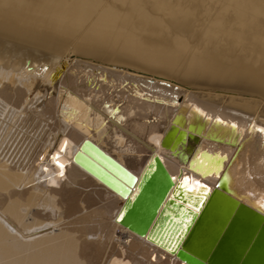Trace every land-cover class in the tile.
<instances>
[{
    "label": "bare ground",
    "instance_id": "obj_1",
    "mask_svg": "<svg viewBox=\"0 0 264 264\" xmlns=\"http://www.w3.org/2000/svg\"><path fill=\"white\" fill-rule=\"evenodd\" d=\"M15 48L46 54L49 64L13 59ZM67 76L75 90L90 92L86 93L89 99L98 91L113 98V103L106 98L113 105L107 104L109 108L102 113L111 114L108 117L120 127L123 146L114 142L117 137L112 136L113 130L111 143L105 137L106 130H99L105 136L95 132L65 141L63 135L54 133L38 139L32 149L28 145L24 155L14 159L10 144L2 148L7 137H1L0 264H84L78 256V240L74 234L61 231L62 219L53 204L55 190L65 184L80 185L79 176L117 202L110 221L118 233L117 242L127 244L135 239L168 264H183L116 222L123 199L73 162L85 139L138 179L158 156L174 182H181L193 195L199 194L200 185L211 190L226 170L227 187L238 197L244 194L240 201L264 214V132L260 131L264 129V0H0V126L7 134L23 117L42 118L52 107L47 98L54 96L60 79ZM162 77L173 78L178 86ZM222 88L234 91L229 93L234 96ZM44 99L47 103L41 107ZM74 102L70 103L78 105ZM116 109H120L117 116L121 119L114 120ZM176 115L180 122L173 125ZM158 119L163 126L160 124L161 131L153 143L150 136L159 128L151 131V127L159 124ZM204 120L205 126L197 134ZM121 122L129 124V129ZM187 124L193 131L187 130ZM208 128L217 141L205 136ZM145 139L153 143L148 154L136 156L138 145ZM120 150L125 153L121 157ZM20 190H24V202L15 198ZM36 206L58 218L37 222L22 212ZM86 236L96 234L84 236L92 240ZM107 251L104 248L103 264L112 260V253Z\"/></svg>",
    "mask_w": 264,
    "mask_h": 264
},
{
    "label": "water",
    "instance_id": "obj_2",
    "mask_svg": "<svg viewBox=\"0 0 264 264\" xmlns=\"http://www.w3.org/2000/svg\"><path fill=\"white\" fill-rule=\"evenodd\" d=\"M178 118L174 116L171 123L177 125ZM204 126L205 120L196 133ZM209 128L205 136L218 139ZM73 162L123 199L116 218L120 226L183 264H264V214L242 203L244 194L238 197L227 187L226 170L211 190L200 185L199 194L193 195L181 182H174L158 156L138 179L85 139Z\"/></svg>",
    "mask_w": 264,
    "mask_h": 264
},
{
    "label": "rangeland",
    "instance_id": "obj_3",
    "mask_svg": "<svg viewBox=\"0 0 264 264\" xmlns=\"http://www.w3.org/2000/svg\"><path fill=\"white\" fill-rule=\"evenodd\" d=\"M30 49V50H29ZM15 50H17V51H15ZM13 52H14V56H13V59H16V60H24V59H26V60H30V61H32L34 64H38V63H44V61H45V63H47V64H49V61H48V56L46 55V54H43V53H41L40 54V52L38 51H35L34 49H32V48H27V49H19V48H15V49H13ZM44 56H43V55ZM44 57H46V58H44ZM45 59V60H44ZM41 61H43V62H41ZM48 61V62H47ZM45 67V66H44ZM67 77H69V76H67ZM64 77H62L61 79H60V81H59V83H58V85H57V87H56V90H55V94H54V96H52L51 97V99L50 98H47V101H51V104H50V106L49 107H51V109H53V110H51L50 108H48V109H46L47 110V112H46V110H44V108H43V112L45 111L46 113H43V115H42V118H43V120H42V118L40 117V118H32V120L31 119H24V117H23V119L22 120H19V121H22L21 123L19 122V121H17V122H15V123H13L14 125H16V126H14V127H17L16 129L13 127L12 128V130L9 132L10 133V135H8L7 134V131H6V129L3 127V125H1L0 126V131H1V133H0V138L1 137H7L6 139H5V141L3 142V146H2V148L3 147H5V146H8V144H10L9 146H10V150L9 151H12L10 154V156H13V154L15 155V156H13V157H15L14 159H16L17 158V156L16 155H18V157L19 156H23L24 155V153H23V151H24V149L26 150V148L25 147H27L28 148V145L29 146H31V149H32V147L35 145V143H36V141L39 139V140H43V139H45V138H47V136H53V135H58V134H60V137L62 136V138H64V141L67 139V137H68V139L70 138V137H73V136H76V137H80L81 135L83 136V135H86V136H90V134H94L95 132L96 133H101V131H105L106 130V133L105 132H103V133H101V134H103L104 135V133L106 134V136L105 137H108V138H106L110 143H111V141L113 142V139L115 138V136L117 137L116 139L117 140H120V141H117L116 139H114V142L117 144V146H118V143L119 144H121L122 143V145H119V146H123V143H124V141L122 142V139L123 138H121L122 136H121V131H120V127L118 126V124H116L114 121H113V119H112V117H108L109 115L110 116H112L111 114H108L107 116L106 115H104V113H102V111L105 109V108H107L108 106H109V103H110V105H113L112 103V99H110L111 98V96L108 94V93H106L105 95L102 93V91L100 92V91H98V92H96L95 93V96H93V98H91V99H89V97H88V95L90 94V92H89V94L87 93V91L86 90H82L81 88H77L78 90H75L74 88H76L75 86H72V84H74L73 83V81H72V79H71V77H69V78H66L65 77V80L63 79ZM164 80H167L168 82H170V83H175L174 82V80H173V78L172 79H170V77H162ZM68 79V80H67ZM69 80H70V82H69ZM63 81V82H62ZM71 81H72V84H71ZM66 84V85H65ZM69 84H70V86H69ZM58 86H60V87H58ZM64 86V87H63ZM175 86L177 87L178 86V84L177 83H175ZM68 89H67V88ZM71 89H73L74 90V92L75 93H77V92H82L84 95H85V97H83L84 95L82 94H78L77 93V95L79 96H76V94L75 93H72L73 92V90L71 91ZM58 90V91H57ZM70 91V92H69ZM77 91V92H76ZM84 91H86L85 93H84ZM221 91H228L227 93H228V96H234L233 94H230L229 95V93H232V92H234V91H232V90H230V89H225V88H222L221 89ZM68 92H69V94H68ZM86 93L88 94V95H86ZM99 93H101V95H104L105 96V98H104V96L102 97L101 96V98H100V94ZM218 93V92H217ZM99 94V95H98ZM220 94V93H219ZM65 95V96H64ZM62 96V97H61ZM83 98H81V97ZM98 96V97H97ZM110 98H109V97ZM237 96H240V97H246L245 95H237ZM68 97H71V99L70 98H68ZM88 99H87V98ZM52 98L54 99V101L52 100ZM64 98V99H63ZM84 98H86V99H84ZM95 98H98V99H95ZM103 98V100H101ZM109 98L110 100H111V102H109L108 103V100L107 99ZM247 98V97H246ZM62 99V100H61ZM66 99L68 100L67 102H66V105H63V104H65V102L64 101H66ZM74 99V101L77 103L78 102V105L77 104H75V102H74V106H73V104H71V103H73L72 102V100ZM104 99H106V100H104ZM45 100V99H44ZM85 100V101H84ZM89 100V101H88ZM99 100V101H98ZM52 101H53V104H52ZM87 101V102H86ZM102 101H104L103 103H101ZM63 102V103H62ZM71 102V103H70ZM94 102V103H93ZM99 102V103H98ZM44 103V104H43ZM43 103L41 104V107H43L47 102H46V100L45 101H43ZM56 103V104H55ZM91 103V104H90ZM68 104V105H67ZM71 104V105H70ZM87 104H88V106H87ZM107 104H108V106H107ZM57 105V106H56ZM59 105H60V107H59ZM71 107H70V106ZM53 106H55V108L53 107ZM63 107V109H62V107ZM64 106H66L67 108H65L66 110H68V111H70L71 110V112H68V114H67V111L64 109ZM68 106H69V108H68ZM73 106V107H72ZM79 106H81L80 108H82V106H83V108L82 109H80V108H78L77 109V107ZM87 107V111L86 110H83V109H86V108H84V107ZM94 106V107H93ZM41 107H39L41 110H42V108ZM97 107H98V110H96L97 109ZM109 107H112V106H109ZM108 107V108H109ZM71 108H73V109H71ZM76 108V109H75ZM96 108V109H95ZM51 111H50V110ZM61 109V110H60ZM70 109V110H69ZM100 109V110H99ZM102 109V110H101ZM58 110V111H57ZM63 110V111H62ZM73 110V111H72ZM77 110H83L82 112L80 111H78L77 112ZM96 110V111H95ZM119 110V111H118ZM48 111H49V113H48ZM56 111V112H55ZM85 111H86V114H84L85 113ZM93 111V112H92ZM52 112V113H51ZM62 112H63V114H62ZM65 112V113H64ZM73 112V113H72ZM75 112V113H74ZM77 112V113H76ZM101 112V113H100ZM118 112H120L119 114H121V111H120V109H116L115 110V112L114 113H116V115H115V119L114 120H116L118 117V119H121V117H120V115L118 114V116H117V113ZM69 113H71V115H69ZM79 113V114H78ZM93 113V114H92ZM98 113V114H97ZM65 114V115H64ZM91 114V115H90ZM101 114V115H100ZM49 117H48V116ZM92 115L93 116H95L93 119L92 118H90V117H92ZM96 115L97 116H101V117H103V119L101 118V119H99V117L98 118H96ZM44 116V117H43ZM51 116V117H50ZM53 116V117H52ZM67 116V117H66ZM85 116V117H84ZM86 116H87V118H86ZM105 116V117H104ZM47 117V118H46ZM63 117V118H62ZM66 117V118H65ZM107 117H108V119H107ZM117 117V118H116ZM106 118V119H105ZM40 119H41V121H40ZM55 119V120H54ZM89 119V120H88ZM90 119H91V121L92 120H96V121H93V123L90 121ZM99 119V120H98ZM27 120V121H26ZM30 120V121H29ZM35 120V121H34ZM51 122H50V121ZM61 120V121H60ZM97 120H98V122H97ZM101 120H102V124H101ZM109 120V121H108ZM49 121V122H48ZM55 121V122H54ZM91 123H90V122ZM107 122L108 121V123H105L104 124V122ZM113 121V122H112ZM157 121H160L159 119L157 120ZM157 121L156 122H154V123H157ZM26 122H27V124H26ZM61 122V123H60ZM89 122V123H88ZM96 122V123H95ZM123 122H124V120H123ZM30 123V124H29ZM65 123V124H64ZM95 123V124H94ZM97 123H99V125L97 124ZM112 123H114V126H113V124ZM122 123V122H121ZM49 124V125H48ZM96 124L98 125V126H96ZM115 124H116V126H115ZM160 124L163 126V124H162V121H160L159 122V124L157 123V124H154V126H152L151 128H152V130H151V128H150V130L151 131H154L153 130V127H155V126H157V128H159V129H157V131L155 130L154 131V133L156 134L155 135V139H154V136H153V134L154 133H152L151 135L152 136H150L151 138L149 139V140H151V139H153L152 140V142L154 141V142H156L155 140L158 138V135H159V133H160V131H161V128H162V126L160 127ZM32 125V126H31ZM48 125V126H47ZM58 125V126H57ZM67 125V126H66ZM98 128H96L95 126ZM107 125H109V126H107ZM125 129H129V124H127V125H125L124 123H122L121 124ZM5 126H7L6 124H5ZM19 126V127H18ZM21 126V127H20ZM51 126V127H50ZM93 126V127H92ZM102 126H103V128H102ZM104 126H105V128H107V129H105L104 128ZM126 126H128V127H126ZM3 127V129L1 130V128ZM26 127V128H25ZM92 127V128H91ZM102 129H101V128ZM22 128V129H21ZM61 128H63V129H61ZM112 128H115L116 130H114V129H112ZM118 128V129H117ZM131 128V127H130ZM19 129V130H18ZM45 129V130H44ZM70 129V130H69ZM96 129V130H95ZM155 129H156V127H155ZM6 132H5V131ZM15 130V131H14ZM34 130V131H33ZM50 130V131H49ZM71 130H73L72 132H71ZM85 130H87L86 132H84ZM94 130V131H93ZM99 130H101L100 132H99ZM110 130L112 131V136L114 135V138L111 136V132H110ZM3 131V132H2ZM17 131V132H16ZM61 131V133H58V132H60ZM64 133H63V132ZM91 131V132H90ZM130 131H131V129H130ZM150 131V132H151ZM159 131V132H158ZM37 132V133H36ZM50 132V133H49ZM57 132V133H56ZM65 132H67V133H65ZM69 132V133H68ZM74 132V133H73ZM107 132H108V134H107ZM113 132H114V134H113ZM118 132H120V133H118ZM150 132H148L147 134H150ZM42 133V134H41ZM55 133V134H54ZM76 133V134H75ZM95 133V134H96ZM118 133V135H116V134ZM45 134V135H44ZM51 134V135H50ZM65 134H66V137H65ZM70 134H72L71 136H69ZM79 134V135H78ZM92 134V135H93ZM4 135V136H3ZM6 135H8V136H10L9 138H8V136H6ZM16 135V136H15ZM47 135V136H46ZM91 135V136H92ZM103 135H101V136H103ZM107 135H109V136H107ZM18 136V137H17ZM44 136H46L45 138H44ZM121 136V137H120ZM148 136V135H147ZM157 136V137H156ZM31 137V138H30ZM32 137H33V139H32ZM110 137H112V139L110 138ZM120 137V138H119ZM13 138V141L11 140ZM36 140H35V139ZM119 138V139H118ZM146 139H148V138H146ZM146 139H145V141H141V142H144V143H141L140 141V144H142V145H138L139 146V148H140V151H139V153L138 152H135V153H137V154H135L136 156L139 154V156L140 155H142L141 157H145L147 154H148V152H149V150H147V149H149V147L150 146H152L151 144H153L152 142L150 143V141L149 140H147V141H149V142H147L146 141ZM9 140V141H8ZM111 140V141H110ZM12 141V142H11ZM16 141V142H15ZM35 141V142H34ZM11 142V143H10ZM5 143V144H4ZM146 143V144H145ZM15 144V145H14ZM20 144V145H19ZM33 144V145H32ZM138 144V143H137ZM26 145V146H25ZM145 145V146H144ZM148 145V146H147ZM141 146V147H140ZM13 147V148H12ZM17 150H16V149ZM121 148V147H120ZM144 148V149H143ZM12 149V150H11ZM20 151H19V150ZM122 149H124V147H122ZM145 151V152H144ZM14 152V153H13ZM121 153V152H124V151H122V150H120V151H118V153ZM140 152H141V154H140ZM30 153V152H29ZM119 153V155H120V157H121V155H123V154H125V153H121L120 154ZM133 154V155H134ZM134 155V156H135ZM34 159V160H33ZM31 161H34V163L33 164H35V162H36V160H35V157H32V160ZM32 163V162H31ZM36 164H37V162H36ZM134 168V167H133ZM137 170L139 171V168H137ZM80 177V182H79V184L80 185H74L73 187L72 186H70V185H68V186H66V184L64 185V186H62L60 189H57V190H55V192H54V196L56 197V199H54L53 201H55L53 204L56 206V207H58V213L57 214H59V217H61V219H62V224H60V228H62L61 229V231H65V232H67V233H72V234H74V237H75V239L76 240H78V246H77V248H79V250L77 249V251H78V256L81 258H79L81 261H83V259H84V264H103V261L101 260V257H102V254H103V251H104V248H106L107 247V252H108V254H111L112 253V260H111V262H110V264H168V262H167V260L166 259H164V258H159V257H157L156 255V253L153 251V250H151L150 248H148V247H146V246H144V245H142L141 243H138V241H136L135 239H130V241H129V243H127V244H120L119 242H117L116 240L118 239L117 238V235H118V233L117 234H115L114 233V230L115 229H113L112 228V223L110 222L111 221V216L113 215V210H114V207L117 205V202H115V200L114 199H111V198H109V197H107V194L105 193V192H103V190H101V189H95V187H93V185H92V181H89L87 178H85V177H83V176H79ZM90 185H92V186H90ZM88 186V187H87ZM90 187H92L93 188V190H92V188H90ZM87 190V191H86ZM89 190V191H88ZM91 190V191H90ZM24 192V190H20V191H16V195H15V198H17L19 201H21V202H24V200H25V195L23 194V192ZM84 191H86V192H84ZM18 196V197H17ZM52 201V202H53ZM79 203V204H78ZM3 203H0V207H3V206H1ZM79 207H81V208H79ZM21 209V208H20ZM23 209V208H22ZM25 209V208H24ZM40 209H41V207H40ZM39 209V207H37L36 206V208L35 207H32L31 209H30V212H29V210H26V211H24V210H22V212L23 213H29V215L31 216V218L34 220V221H37V222H45V220H46V222L47 221H54L55 219H57L58 218V216H55L54 214L55 213H52L51 211H49V210H44V209H41L40 210ZM79 210H82L80 213H79ZM21 212V211H20ZM21 212V213H22ZM86 212V213H85ZM51 213V214H50ZM77 213V214H76ZM74 214H76V215H74ZM53 215H54V217H53ZM78 215V216H77ZM89 215V216H88ZM93 215V216H92ZM89 217V218H88ZM81 218H82V221H81ZM26 219V218H25ZM83 219L84 220H86V221H83ZM27 220V219H26ZM96 220V221H95ZM28 221V220H27ZM82 223V224H81ZM86 224V226L85 225H83V224ZM94 224V225H93ZM85 232V233H84ZM96 234V236H86V237H92L93 239L92 240H88V239H85L84 238V236L86 235V234ZM83 235V236H82ZM82 237V238H81ZM111 251V252H110ZM154 253H153V252ZM137 253V254H136ZM151 254V255H150ZM154 254H155V256H154ZM153 255V256H152ZM154 257V258H153ZM157 257V258H156ZM151 259V260H150ZM159 259V260H158ZM157 260V261H156ZM162 260V261H161ZM100 261H102L101 263H100Z\"/></svg>",
    "mask_w": 264,
    "mask_h": 264
},
{
    "label": "snow or ice",
    "instance_id": "obj_4",
    "mask_svg": "<svg viewBox=\"0 0 264 264\" xmlns=\"http://www.w3.org/2000/svg\"><path fill=\"white\" fill-rule=\"evenodd\" d=\"M261 132H264V129H260ZM262 207H264V204L261 205Z\"/></svg>",
    "mask_w": 264,
    "mask_h": 264
}]
</instances>
